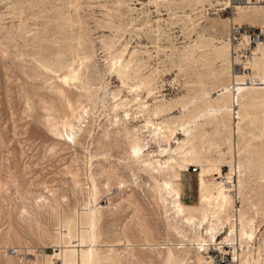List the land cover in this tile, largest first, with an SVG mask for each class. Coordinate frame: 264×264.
Masks as SVG:
<instances>
[{"label": "rangeland", "instance_id": "rangeland-1", "mask_svg": "<svg viewBox=\"0 0 264 264\" xmlns=\"http://www.w3.org/2000/svg\"><path fill=\"white\" fill-rule=\"evenodd\" d=\"M224 1L0 0V264H9L6 254L13 257L14 264L24 262L28 256L26 248L30 254L40 251L51 254L54 248L61 246L57 242L59 239L55 238L57 232L63 230L60 222L42 213L40 222L43 229H48L49 235H40L35 225L31 229L18 219V205L23 203L28 206L34 197L40 195L51 198V189L62 209L78 215L93 200L90 194L91 174L99 187L98 201L101 204L107 199L105 188L101 186L107 175L118 173L128 183L131 181L132 174L125 158L127 141L118 135L116 137L114 132L106 141L102 139L109 119L115 113H123L120 108L113 109L109 98L101 101L104 95L113 90L119 92V99L131 101V112H135L141 102L149 103L150 107L161 105L160 119L176 122L182 119L189 133L207 131L210 134L209 138L216 141L219 147L196 140L197 154L204 160L209 158L216 161L211 174L217 180H223L231 190L235 208L241 205L248 207L251 215L254 208L249 209L248 201H252L263 211L256 218L261 232L255 233L259 239L257 246H261L264 252L260 241H264L263 107L256 110L255 116L250 113L249 117H245L240 124L239 135L237 123L240 112L248 111L240 101L233 99L224 107L207 105V101L216 99L225 87L223 79L208 74L213 57V46L208 41L213 39L215 45H219V41L227 43L231 24L224 27L222 24L227 18L237 17V9L232 5L226 8ZM192 20L198 25L192 27ZM249 25L262 31L259 25ZM198 34L202 35L203 42L192 46ZM85 45L90 46L92 49L88 50L93 52L88 83L93 101L83 99L91 113V135L80 137L82 146L74 147L63 142L65 135H55L47 122L49 116L58 119L68 114L69 110L53 91L59 83L56 75L46 72L41 65L58 69V59L73 57L77 61L85 52ZM122 48L126 50L122 56L123 62L129 56L133 57L130 65L136 64L141 74L151 75L153 87H157L153 95L147 96L148 88L145 87L131 90V81L122 84L112 71L109 72L106 58L114 57L116 51ZM235 62L244 65L239 60ZM257 62L258 58H255L253 66L256 75L261 77L255 66ZM64 71L62 69L60 72ZM232 71L239 72L233 68ZM242 73L247 76L251 72ZM230 76L229 71L230 79L226 86L236 92L231 88ZM241 80L236 81L239 83ZM144 117H147L146 113L144 116L138 115L137 121L131 120L129 125H139ZM222 119L226 121L227 128L220 124ZM179 122L176 125V138H171L168 143L173 148L178 141L187 137ZM228 134L233 138L232 156L227 153L226 142L223 141ZM237 145L240 150L236 149ZM151 147L158 148L154 143H151ZM177 157L181 159L179 154ZM230 158L233 164L239 162L247 165L240 188H237L238 174L230 173ZM189 163L191 165L186 169L178 168L181 200L184 204H196L197 176L201 166L194 160ZM190 166H196L197 171L192 172ZM102 169L106 174L100 175ZM216 170L220 173L217 174ZM74 175L81 184V191L74 185ZM115 184L113 179V190ZM146 188L143 184L142 187L127 184L121 190L114 191L110 199L120 202L119 210L103 213L97 228L98 242L95 243L101 248L116 244L115 232L125 226L126 235L136 245L137 251H144L139 253L145 260L148 259V264H173L167 258V251L184 257L189 249L187 240L192 234L183 232L184 238H187L185 240L168 229L163 210L155 204L151 191L147 188L148 192ZM133 199L139 205L138 212L128 203ZM10 227L14 232L18 231L22 239L21 243H17L20 240L12 238L14 245L7 247L3 242L8 231H13ZM147 232L152 233L150 239ZM146 237L156 243L157 250H147ZM181 242L187 245L184 249H180ZM88 244L91 247L94 240L90 238ZM245 250L235 255V264H240V260L245 258L249 261L256 258V249L254 252ZM227 251L233 256L231 248ZM157 253H161L160 256Z\"/></svg>", "mask_w": 264, "mask_h": 264}, {"label": "bare ground", "instance_id": "bare-ground-1", "mask_svg": "<svg viewBox=\"0 0 264 264\" xmlns=\"http://www.w3.org/2000/svg\"><path fill=\"white\" fill-rule=\"evenodd\" d=\"M224 4L226 8L232 5L229 0H225ZM233 8L237 9V17L235 19L227 18L226 22L222 24L223 27L228 24L232 25L244 22L259 25L262 29L261 33L264 34V7L262 5H252L251 7L250 5H236ZM191 25L195 27L198 23L192 20ZM229 31L230 27L226 38L227 43L219 41V45H215L213 39H209L208 41V43L213 46L212 63L208 68V74L216 79H223L225 87L224 91L216 99L213 101L208 100L207 105L224 107L231 103L233 99L240 101L242 106L248 110L241 111L240 116L238 115L240 121L237 123V133L240 135V124L242 121H244L245 117H249L250 113L255 116L256 110L261 107H263L261 112L264 121V56H261V54L264 55V40H261L257 46H255L251 57H249L247 61L241 62L240 59H238L241 63H244L243 68L245 70L247 69L248 73L251 72L246 76L242 71H232L234 62L232 58V45L228 39ZM202 42L203 37L201 34H198L192 46H197ZM89 48L90 46L88 45L84 46L83 50H85V52L77 61L74 60L73 57L58 59V69L44 64L41 65L46 72H51L56 75L55 77L59 83L57 82L58 84L55 85L53 91L64 101L66 108L69 110L68 114L58 119L54 116H49L47 122L50 124L55 135H65L66 138L63 139V142L74 147L76 145L82 146L80 137L91 135V113L88 105L83 102V99L87 102L88 100L89 102L93 101L92 94L88 87L89 69L93 65V52L88 50ZM259 50L261 54H259ZM133 51L131 52L132 54ZM124 52H126V50L122 48L118 52L116 51L114 57L106 58V60L108 59L109 72L111 73L112 71L122 84H127L131 81V90L145 87L148 88L147 96L153 95L157 87H153L151 75L141 74L139 71V64V68H137L136 64H134V66L130 65L132 64L133 57L130 58L129 56V59L123 62L122 56ZM132 54L130 55L132 56ZM255 58H258V62L255 66L258 68L263 81L261 77L256 75L257 73L253 66ZM62 69H65V71L60 72ZM229 71L233 85L231 88L237 90L236 92H233L226 86V83L230 79ZM240 78H242V80L238 83L236 80L239 81ZM220 86H222V83ZM118 96L119 92L113 90L104 95L101 100L104 102L107 97L112 101L111 103L114 110L120 108L123 111L122 115L115 113V115L109 119L108 126L103 129L102 139L106 141L110 133L114 132L115 136L118 135L127 141L128 148L125 158L127 160L126 166L132 174L131 181L128 183V181L118 173H113L112 176L107 175L106 179L104 181L102 180L103 182L101 183V186L105 188L107 199L101 204L98 201L100 193L99 187L91 174L90 194L93 200L91 205L84 207L78 215L77 213L70 214L68 211L62 209L60 201L56 198L55 192L51 189V198L40 195L34 197L28 206H25L23 203L18 205L16 208L19 211L17 215L19 217L18 219L21 220V222L27 223V226H29V228L31 227V229L34 227H32V225H35L37 230L39 229L40 235H46L48 233V229H43L41 225L42 221L40 222L42 213H46L50 219L57 220L63 227V230L59 233L57 232L58 235L55 237L59 239L57 242L58 244L60 243L61 246L54 248L51 254H47L43 251L39 253L32 252L30 254L28 253L30 250L26 248V254H28L29 257L27 256L24 262L21 261L20 264H148V259L145 260L140 255L143 250H141V252L139 250L137 251L136 245H134L126 235L125 226L120 227V229L115 232L117 235L115 239L117 242L116 244L108 245L106 248H101L96 244L98 242V223L102 219L103 213L105 211L115 213L120 207V202H113L110 196L114 191L121 190L127 184L137 187H142L143 184L151 191L150 193L153 201L163 210V218L168 229L175 231L182 238L185 237V235L182 234L183 232L192 234L191 238L188 240L184 238L189 242V249L187 248L188 252L184 257L174 255L171 250L167 251V258L170 259L173 264H205L206 259L204 253L213 245L216 246V244L220 248L224 245L231 248L235 259L237 258L236 256L240 254V251L243 252L246 248L245 251L253 252L256 249V258H251L252 261L245 258L240 260L239 263L264 264V252H262L261 246H257L259 239L257 238L258 236L256 237V233L261 232L259 231L261 230L260 224L256 221V218L258 215L263 214V211L257 208L255 205L256 202L253 203L252 201H248V199L249 209L252 207L254 208L252 209L253 214L250 215L248 207H242L241 205L240 208H235L231 190L226 186L223 180H217V178L213 177L211 174L212 167L215 165L216 161L209 158L205 160L200 158L197 154L199 152L197 151V144L195 145V141L201 140L202 143H208L217 148L219 144L209 138L210 134L207 131L189 133L183 120L179 119L180 122H178L183 127V130L187 132V137L178 141L177 145L173 148L169 146L168 143L171 138H176V134H178L176 127L178 122L160 119L163 106L155 105L150 107L151 105L149 103L141 102L138 106L135 104L137 109L135 112H131V101L129 103L127 99H119L120 97L118 98ZM138 113H142L143 116L144 113H146L147 117H144L143 122L139 125H129L131 120L137 121L138 115H142ZM220 124L227 128L224 119L220 121ZM198 126L199 125L196 127L198 128ZM232 139L233 138L228 134L225 140H223L226 142L227 153L230 154V156H232L231 154L234 151ZM151 143L156 144L158 148L152 149ZM236 149L240 150V147L237 145ZM178 154L180 157L183 155L180 160L177 157ZM193 160L201 166V171L197 176V202L196 204H184L181 200L180 174L178 168L186 169L188 165H191L189 162ZM228 164L230 166V173L238 174L237 188H240L243 183V176L245 175L247 165L239 162L233 164L232 158H230ZM218 173L220 172L217 171V174ZM103 174L106 173L105 170L102 169L100 175ZM73 179L76 189L81 191L82 187L78 181L77 175H74ZM113 179L116 181L114 190L112 189ZM128 203L133 207L135 212L138 210L139 205L135 199L128 201ZM230 207L231 210L229 211ZM13 209H15V207ZM79 225L82 227L79 228ZM8 230L10 229L8 228ZM11 230V232L8 231L7 234L5 233L6 235L4 234L6 237L3 235L5 237L3 243L7 247L14 245L12 238L16 241L19 239L20 242L17 241V243H21L22 239H20L21 236H19L18 231L15 230L16 232H14L13 227ZM146 234H148V232ZM148 235L150 239L152 233ZM222 235L224 236L220 239L219 237ZM90 238L94 240V244L91 247H89L88 244ZM255 238L256 240L253 242ZM149 239H147V237L144 239L146 241V247L148 251L153 252L154 249L157 250V247L155 248L154 245L156 243H153V240ZM260 241L264 247V241ZM112 243H114V240ZM180 246V249H184L187 245L181 242ZM157 254L160 256L161 253ZM5 256L9 264H14L11 255L6 254ZM38 259L39 261L36 262Z\"/></svg>", "mask_w": 264, "mask_h": 264}, {"label": "built area", "instance_id": "built-area-1", "mask_svg": "<svg viewBox=\"0 0 264 264\" xmlns=\"http://www.w3.org/2000/svg\"><path fill=\"white\" fill-rule=\"evenodd\" d=\"M233 7L236 5H262L264 7V0H229ZM229 42L232 45V58L233 69L241 71H247L242 65L237 64L235 61L240 59L241 62L247 61L251 57L253 49L257 44L264 40V34L257 28L252 27L249 24H232L228 35ZM249 82V81H248ZM189 169L192 172L197 171L196 166H190ZM227 226V225H226ZM225 226V229H226ZM228 246H222L221 248L216 244L210 247L205 253V264H235V258L227 251ZM232 253V252H231Z\"/></svg>", "mask_w": 264, "mask_h": 264}]
</instances>
